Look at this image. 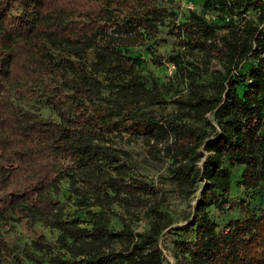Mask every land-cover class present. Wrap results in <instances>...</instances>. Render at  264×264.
<instances>
[{"label":"trees","instance_id":"trees-1","mask_svg":"<svg viewBox=\"0 0 264 264\" xmlns=\"http://www.w3.org/2000/svg\"><path fill=\"white\" fill-rule=\"evenodd\" d=\"M154 2L0 0V226L56 232L23 247L0 239L3 262L162 264L165 233L172 264H264V212L241 206L221 229L208 215L230 206L229 167L244 191L264 183V0H202L217 22L189 11L177 23ZM170 16L165 61L186 94L166 101L139 58L104 37L109 25L116 37L159 32ZM113 137L163 144L165 181L180 197L198 192L184 225L171 227L167 191L118 164ZM63 183L98 210L85 226L65 214Z\"/></svg>","mask_w":264,"mask_h":264},{"label":"rangeland","instance_id":"rangeland-1","mask_svg":"<svg viewBox=\"0 0 264 264\" xmlns=\"http://www.w3.org/2000/svg\"><path fill=\"white\" fill-rule=\"evenodd\" d=\"M160 8H165L168 11L174 12L175 22L183 21L189 11H194L200 14L205 20L209 22H217L218 17L212 12L203 10L202 0H155L154 2ZM146 2L134 3L128 9H138L144 7ZM126 11V10H125ZM118 17L123 16L121 12L116 13ZM172 16V15H171ZM169 17L165 26L159 29V32L141 33V35H135L134 37H116L113 33V28L109 27L104 40L115 46H119L121 50H126L132 54L133 57L139 58L140 67L139 72L143 77L145 83L148 85H154L159 93L163 96V99L170 101L178 96H184L186 94L185 84H181L171 77L173 73V67L165 61V58L172 54L175 50L173 39L169 37L166 32L172 24L173 17ZM144 34V35H143ZM249 63V62H248ZM248 63L243 65L245 69ZM241 91V88H239ZM110 145L114 150H117L116 156L119 159L118 164L125 163L129 166V175L133 178L142 179L146 183L151 184L154 188L167 191V212L173 218V225L171 227L177 228L185 224L186 217H191L192 206L198 192L194 193L188 198L180 197L174 188L165 181L166 169L170 162L161 153L163 144H157L155 149L160 153L154 152L151 149L152 143L146 145L142 140H130L127 137L111 138ZM127 154V157L122 154ZM230 177V189L227 195V200L230 202L228 209L222 212H216L213 209H208V215L218 227L223 228L225 223L229 219L239 218L242 215V207L247 210L258 214L264 212V183H260L252 191H244L242 188L236 186V182L239 180L240 167H229ZM60 203L65 206V214L67 216H74L83 222V226L86 225L89 220V211L97 212V209L86 208L77 206L76 200L70 196L68 186L66 183L62 184V194L59 197ZM112 211L116 215H123L119 207H113ZM114 226L120 228V222L114 220ZM146 227L144 222H135L133 228L137 232L142 231ZM45 236L48 241H53L56 236V232L51 231L42 223L31 227L28 224H15L0 226V239L7 242L14 238L19 247L29 245V243L40 237ZM167 234H163L158 246L162 251L163 263L172 264V248L168 241ZM119 245L117 248H120ZM48 258L43 257L40 264H48ZM0 264H18L12 259H7L3 262L0 258ZM25 264H32L25 262Z\"/></svg>","mask_w":264,"mask_h":264}]
</instances>
